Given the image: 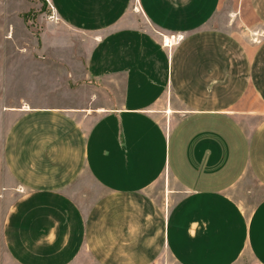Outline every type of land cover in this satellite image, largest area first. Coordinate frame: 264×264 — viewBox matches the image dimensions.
Wrapping results in <instances>:
<instances>
[{"label": "crops", "instance_id": "1", "mask_svg": "<svg viewBox=\"0 0 264 264\" xmlns=\"http://www.w3.org/2000/svg\"><path fill=\"white\" fill-rule=\"evenodd\" d=\"M49 3L3 110L17 264H264V0Z\"/></svg>", "mask_w": 264, "mask_h": 264}, {"label": "rangeland", "instance_id": "2", "mask_svg": "<svg viewBox=\"0 0 264 264\" xmlns=\"http://www.w3.org/2000/svg\"><path fill=\"white\" fill-rule=\"evenodd\" d=\"M225 7L221 18L227 20V5ZM57 18L49 0H0V264H17L8 252L2 227L9 203L21 192V187L15 186L10 179L2 156L3 126L8 122V115L3 110L5 105L14 103L8 98L7 91L16 87L13 70H23L26 64H31V61H26L31 55L39 58L40 54L56 51L52 44L55 42L53 39L60 36L57 33L60 32V24L53 25L50 21L58 22ZM88 46V43L81 44L77 49L86 52ZM22 76L25 81V73ZM28 80L30 86L23 88L25 91L41 90H35L36 86H41L37 79L28 77ZM162 184L163 179L158 185ZM165 259L173 261L168 255L163 256L162 260Z\"/></svg>", "mask_w": 264, "mask_h": 264}, {"label": "built area", "instance_id": "3", "mask_svg": "<svg viewBox=\"0 0 264 264\" xmlns=\"http://www.w3.org/2000/svg\"><path fill=\"white\" fill-rule=\"evenodd\" d=\"M182 38H183V34L181 33H170V34H163L162 40L164 45L171 46L177 43L178 41H180V39Z\"/></svg>", "mask_w": 264, "mask_h": 264}]
</instances>
